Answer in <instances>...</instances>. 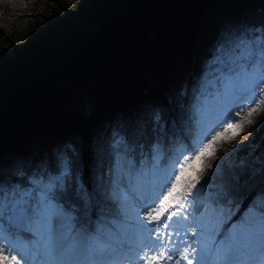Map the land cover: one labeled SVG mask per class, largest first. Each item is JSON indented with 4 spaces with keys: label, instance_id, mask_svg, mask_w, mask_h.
Returning a JSON list of instances; mask_svg holds the SVG:
<instances>
[{
    "label": "snow or ice",
    "instance_id": "1",
    "mask_svg": "<svg viewBox=\"0 0 264 264\" xmlns=\"http://www.w3.org/2000/svg\"><path fill=\"white\" fill-rule=\"evenodd\" d=\"M260 3L242 28L228 25L217 38L213 58L223 61L229 106L214 122L205 118L200 139L180 120L145 108L98 138L87 164L74 147L39 165L10 158L12 167L0 155V264H264V158L257 167L206 152L221 136L217 128L232 127L224 122L244 112L231 103L264 104ZM178 137L186 143L174 154ZM200 157L204 170L183 177ZM161 164L170 165L163 175ZM181 229L190 241L182 251L170 246V230L179 236Z\"/></svg>",
    "mask_w": 264,
    "mask_h": 264
},
{
    "label": "trees",
    "instance_id": "2",
    "mask_svg": "<svg viewBox=\"0 0 264 264\" xmlns=\"http://www.w3.org/2000/svg\"><path fill=\"white\" fill-rule=\"evenodd\" d=\"M2 3L0 155L12 167L18 159L39 165L65 147L77 148L90 163L97 139H106L118 122L143 117L145 108L161 110L167 120L173 110L192 131L196 91L181 93L184 83L189 85L188 66L203 56L223 25L230 21L242 28L262 8L260 0ZM84 19L93 24L92 32L82 28ZM123 58L136 63L125 77L99 75L113 59ZM94 74L99 92L90 111L62 107L65 83L81 85ZM96 75L101 83L108 77L106 83L100 86ZM261 149L249 158L256 166L264 158V144Z\"/></svg>",
    "mask_w": 264,
    "mask_h": 264
},
{
    "label": "rangeland",
    "instance_id": "3",
    "mask_svg": "<svg viewBox=\"0 0 264 264\" xmlns=\"http://www.w3.org/2000/svg\"><path fill=\"white\" fill-rule=\"evenodd\" d=\"M4 0H0V10L3 8ZM43 0H29V3L33 6L40 5ZM228 25L235 26L232 22L229 21L228 24L223 25L225 28ZM236 27V26H235ZM82 28L85 32L93 31V24L89 23L87 20H83ZM221 32V31H220ZM217 45V38L213 39L210 44L205 45L203 56L198 55L195 62L190 64L192 73H189V85L188 83H184V86L181 89V93H186L190 90V87H193L196 91L194 95L193 102V110L194 111V131L191 134L193 139H200L203 136L202 128L204 126L205 118H213L216 115V112L219 109H224L229 105V102L226 100L224 92H223V83L225 81V76L221 72L223 68V61L217 56L215 59L213 58V53L215 52ZM219 61L220 67H214L213 63ZM136 63L133 61H129L127 59H113L111 61L110 69L108 71H101L99 75H107L111 76L113 79H121L126 76V74L131 70L133 65ZM138 64V63H137ZM209 65V67H207ZM217 73H220L219 75ZM98 76L101 83V76ZM107 77V78H108ZM150 79L153 81L154 77L149 74ZM107 78L101 83L102 86L106 83ZM95 74L92 76L91 80L83 83L81 85H72L69 83H65L64 93L61 97V106L67 109L74 110L78 113L87 111V106H93L96 102V97L94 93L99 92V89H96ZM98 82V81H97ZM98 88V87H97ZM244 98V97H240ZM160 101H165V97L161 96ZM245 101V98L243 99ZM248 104H236L232 109L233 112L238 111L241 107L244 108V112L241 114V117H236L235 120L225 121L224 124L231 123L233 126L227 129L217 128L218 131H221V136L218 137V142L206 150L207 154H211L213 148H215V155L218 157L228 156L230 159L228 163L239 164L243 161L249 162V158H254V156L261 152V146L264 144V104H258L256 102L247 100ZM228 102V103H227ZM177 104V103H176ZM90 106V107H91ZM251 108L252 111L249 112L248 109ZM162 116L163 113L161 110L158 111ZM171 116L169 117V121L177 120V113L174 111L170 112ZM255 125L259 124L256 132L252 135L251 138H247L246 144H243L241 147V153H236L237 150L233 148H237V144L231 145V141H233L238 134L242 131L250 129L255 121ZM113 127V126H112ZM185 127V126H184ZM186 131L188 128L185 127ZM112 129H110L111 132ZM178 146L174 150L179 151L180 147L185 145V141L183 138H178ZM248 142V143H247ZM233 149V150H232ZM232 153V154H230ZM262 153V152H261ZM185 155H190V153L185 152ZM251 158V159H252ZM204 159L203 157L196 158L191 161V163L186 167L183 177H197L199 173L204 170ZM259 167V166H257ZM170 168V165L161 164L160 165V174L163 175ZM149 183H156L158 178L157 176H149L147 178ZM181 190L178 187L173 195L176 192ZM139 192L140 189L137 188ZM145 194L153 195V193L148 192L146 189L144 190ZM159 191V189H157ZM175 219V218H174ZM172 230H170L171 232Z\"/></svg>",
    "mask_w": 264,
    "mask_h": 264
},
{
    "label": "bare ground",
    "instance_id": "4",
    "mask_svg": "<svg viewBox=\"0 0 264 264\" xmlns=\"http://www.w3.org/2000/svg\"><path fill=\"white\" fill-rule=\"evenodd\" d=\"M244 98H240L239 100H235V102L234 103H231V108L233 109L234 108V106L236 105V104H238V103H240L241 104V100H243ZM244 101V100H243ZM228 103V102H227ZM244 104H248V102L246 101V99H245V101H244ZM229 106V105H228ZM227 106V107H228ZM221 109H219V111H220ZM218 111V112H219ZM218 112H216V114L218 113ZM215 118H216V115L215 116H213V118H211V121L212 122H214V120H215ZM257 122V120L252 124V125H250V126H252L250 129H248V130H245V131H242L240 134H238L237 136H236V138L233 140V141H231V145H232V147H233V144L235 145V144H237L238 145V147L237 148H233V149H235V150H237L236 151V153H241V147H243V144H246V141H247V138H251L252 137V135L256 132V129H257V127H258V125L256 124L255 125V123ZM193 128H194V126H193ZM248 143V142H247ZM239 146H241V147H239ZM232 149V150H233ZM230 154H232V153H230ZM180 231V235L179 236H177V235H175V234H173V232L171 231L170 232V235L172 236V239H171V242H170V246H171V244H174V245H176L177 246V248L179 249V250H183V248L184 247H187L188 246V244H189V239H188V235H186L185 233H186V229H181V230H179ZM173 255H175V253H172ZM181 264H183V261L181 262Z\"/></svg>",
    "mask_w": 264,
    "mask_h": 264
}]
</instances>
